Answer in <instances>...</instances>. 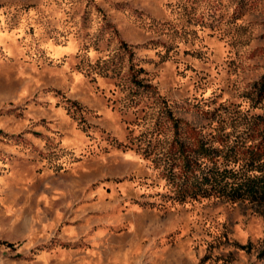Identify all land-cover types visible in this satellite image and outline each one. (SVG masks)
Returning a JSON list of instances; mask_svg holds the SVG:
<instances>
[{
    "label": "rangeland",
    "instance_id": "1",
    "mask_svg": "<svg viewBox=\"0 0 264 264\" xmlns=\"http://www.w3.org/2000/svg\"><path fill=\"white\" fill-rule=\"evenodd\" d=\"M0 179V264H264V0H0Z\"/></svg>",
    "mask_w": 264,
    "mask_h": 264
},
{
    "label": "clouds",
    "instance_id": "2",
    "mask_svg": "<svg viewBox=\"0 0 264 264\" xmlns=\"http://www.w3.org/2000/svg\"><path fill=\"white\" fill-rule=\"evenodd\" d=\"M90 55L95 56V53H90ZM0 183H3V180L0 179ZM0 206H3L4 211L2 213V215L7 216V217H15L12 221L13 224H15L17 221H19L20 217L18 215V210L12 206V204H5V200L2 196H0ZM38 220L37 219H33L31 221H28V225H29V237H31V235L33 233L36 232V229L34 227H31V225L37 223ZM4 229L3 227H0V232H2ZM30 245H26V247H29Z\"/></svg>",
    "mask_w": 264,
    "mask_h": 264
}]
</instances>
